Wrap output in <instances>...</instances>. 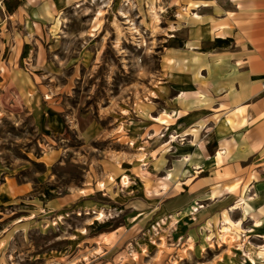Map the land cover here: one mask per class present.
I'll return each mask as SVG.
<instances>
[{
    "label": "rangeland",
    "instance_id": "374dc122",
    "mask_svg": "<svg viewBox=\"0 0 264 264\" xmlns=\"http://www.w3.org/2000/svg\"><path fill=\"white\" fill-rule=\"evenodd\" d=\"M169 5L61 0L41 27L3 21L0 264L264 260L256 237L264 223L249 232L264 221V178L252 205L227 212L213 205L217 200L206 205L158 192L171 162L155 176L143 165L145 106H164L151 101L164 74L159 57L185 38L169 32L175 21ZM23 183L28 189L17 190ZM246 199L241 191L231 202ZM229 220L237 224L226 232Z\"/></svg>",
    "mask_w": 264,
    "mask_h": 264
},
{
    "label": "crops",
    "instance_id": "0c3cea01",
    "mask_svg": "<svg viewBox=\"0 0 264 264\" xmlns=\"http://www.w3.org/2000/svg\"><path fill=\"white\" fill-rule=\"evenodd\" d=\"M3 1L0 27L6 21L32 30L49 20L61 0H21L12 13ZM161 1L170 3L174 13L169 32L174 38L182 31L185 38L180 46L163 48L159 57L164 74L151 101L164 106H145L146 125L139 137L147 151L143 165L149 163L155 176L164 162H171L159 178L163 186L158 192L172 190L206 205L217 200L213 205H226L227 212L245 209L264 178V0ZM170 147L175 155L167 157L164 151ZM16 188L28 189L25 183ZM241 191L247 199L232 204ZM230 222L237 224L226 221V232ZM263 223L256 220L249 232ZM256 237L264 242V234ZM248 260L264 262L260 256Z\"/></svg>",
    "mask_w": 264,
    "mask_h": 264
},
{
    "label": "trees",
    "instance_id": "16d2710c",
    "mask_svg": "<svg viewBox=\"0 0 264 264\" xmlns=\"http://www.w3.org/2000/svg\"><path fill=\"white\" fill-rule=\"evenodd\" d=\"M20 4H21V0H4L3 1V6L6 12L8 13H12ZM218 43H223V42H217V44Z\"/></svg>",
    "mask_w": 264,
    "mask_h": 264
}]
</instances>
